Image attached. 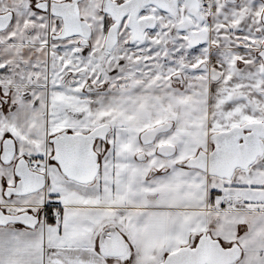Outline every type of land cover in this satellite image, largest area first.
Here are the masks:
<instances>
[{
	"label": "snow or ice",
	"instance_id": "6c2138e0",
	"mask_svg": "<svg viewBox=\"0 0 264 264\" xmlns=\"http://www.w3.org/2000/svg\"><path fill=\"white\" fill-rule=\"evenodd\" d=\"M0 264H264V0H0Z\"/></svg>",
	"mask_w": 264,
	"mask_h": 264
}]
</instances>
